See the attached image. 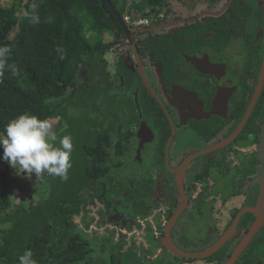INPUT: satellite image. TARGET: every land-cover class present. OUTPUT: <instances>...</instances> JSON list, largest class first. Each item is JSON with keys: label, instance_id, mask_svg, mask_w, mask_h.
<instances>
[{"label": "flooded vegetation", "instance_id": "af4514ba", "mask_svg": "<svg viewBox=\"0 0 264 264\" xmlns=\"http://www.w3.org/2000/svg\"><path fill=\"white\" fill-rule=\"evenodd\" d=\"M146 12L108 34L96 101L81 109L71 162L90 180L76 216L111 264H227L264 186V0H163ZM230 229L207 257L171 254L204 251ZM231 264H264V223Z\"/></svg>", "mask_w": 264, "mask_h": 264}, {"label": "trees", "instance_id": "16d2710c", "mask_svg": "<svg viewBox=\"0 0 264 264\" xmlns=\"http://www.w3.org/2000/svg\"><path fill=\"white\" fill-rule=\"evenodd\" d=\"M109 1L122 17L135 19L147 17L146 9L153 12L163 0ZM32 16L38 22L33 23ZM118 28L100 0H10L6 5L0 0V46L11 49L7 63L18 69L12 75L6 67L0 75V134L9 120L25 111L49 121L61 118L67 125L57 135H71V155L76 154L83 146L87 117L81 109L92 108L96 101L100 88L93 78L105 68L106 37ZM82 71L88 82L81 80ZM0 164L7 162L0 159ZM74 164L67 179L73 184L62 197L44 193L35 204L15 209L6 188L0 189V264H19L25 250L32 251L38 264H111L94 257V238L84 231L89 221L83 228L75 222L85 206L78 192L90 179L83 177L80 160ZM112 264H119L114 256Z\"/></svg>", "mask_w": 264, "mask_h": 264}, {"label": "clouds", "instance_id": "9594fccd", "mask_svg": "<svg viewBox=\"0 0 264 264\" xmlns=\"http://www.w3.org/2000/svg\"><path fill=\"white\" fill-rule=\"evenodd\" d=\"M31 20L36 23L38 17L32 16ZM10 52L9 47L0 46V75L6 67L12 75L18 74L16 65L7 63ZM0 149V159L7 162L17 176L31 179L35 175L37 181H42L45 176L68 179V170L72 166L73 139L71 135H63L58 139L54 125L48 119H41L29 111L18 114L9 120L0 134ZM18 262L38 264L31 250L20 254Z\"/></svg>", "mask_w": 264, "mask_h": 264}, {"label": "rangeland", "instance_id": "374dc122", "mask_svg": "<svg viewBox=\"0 0 264 264\" xmlns=\"http://www.w3.org/2000/svg\"><path fill=\"white\" fill-rule=\"evenodd\" d=\"M9 1L10 0H1V4L6 5L9 3ZM23 1L27 2L28 0H23ZM131 1L132 0H127L128 3H130ZM106 39L109 42H113V39L111 36H108ZM109 54L110 53L108 52L105 55V58H109ZM111 60H112V58L109 61H111ZM83 73L84 72L82 71V74ZM82 74H81V76H82ZM75 115H77V116L80 115V111L79 110L75 111ZM86 116H88V114ZM50 122L54 125L56 131L60 130V128L62 126V121H60L59 118L52 119V120H50ZM63 135H66V133L64 132V134L59 135L58 138L62 137ZM71 163H72V166L68 170V177L70 176V172L74 168L77 167L74 164V162H71ZM45 178H48V183L45 182L46 184L44 183ZM79 180H80V178H78V183L80 182ZM70 184H73V183H70ZM70 184L68 183V180H62L59 177L45 176L42 181H37L35 175H33L31 179H29L23 175L17 176L15 173V170L13 168H11L8 163L7 164H0V189L6 188V190L8 191V194L10 195V197L13 200V205H14L15 209H17L21 206L22 207H28L31 204H35V201H37L39 198L41 199L40 195H43L44 193L45 194L48 193L50 196L52 195V197H56V195L62 197L63 195L66 194V192H68L69 188L72 186ZM227 190L228 189H226L225 191H227ZM95 209H96V206H93L92 209H90V210L95 211ZM94 211H91V213H93ZM75 221L78 224H81L82 218L76 216ZM0 227L2 228L3 225H0ZM111 227L112 226L110 224H107L104 226V228L105 229L107 228V230ZM91 230H93L92 232H94V234H93L94 236L95 235H97V236L101 235V230H100L99 225H97V226L92 225L89 228V231H91ZM115 231L116 232L119 231V228L115 229ZM104 232H106V231L104 230ZM94 257L99 258V259H103L105 261L108 260L107 256H102V255L97 254V253L94 254ZM121 261L123 262V264H126L127 259L124 258V256H123Z\"/></svg>", "mask_w": 264, "mask_h": 264}, {"label": "water", "instance_id": "95a60500", "mask_svg": "<svg viewBox=\"0 0 264 264\" xmlns=\"http://www.w3.org/2000/svg\"><path fill=\"white\" fill-rule=\"evenodd\" d=\"M100 1L102 2V4H104L107 7V9L110 12H112V14L114 15V17H115L118 25L120 26V28L124 32H127L126 23H125L122 15L120 14V12L115 8V6L109 0H100ZM245 122H246V119L243 120V122L238 126L237 130L233 133L232 137H235L237 135V133L240 131V129L244 126ZM263 209H264V186L262 188V196L260 198V203H259V205H257V207H255L253 209V212H256V214L258 215V219L253 224V226L251 227L250 231L245 235V238L243 239L242 243L238 246L237 250L235 251V253L233 254L232 258L230 259V261H228L227 264H231L236 259V257L238 256V254L240 253L242 248L251 239V237L255 233L256 229L262 223H264V221L260 218V216H261L260 211L263 210ZM238 218H239V215L237 216V218H236V220H235V222L233 224H235L237 222ZM230 233H231V229L228 230L226 233H224L221 236L220 239H218L213 245H211L210 247H208L204 251H201V252H198V253H185V252L180 251L179 249H173L171 254L180 255V256H183V257H192V258L207 257V256L213 254L217 249H219L223 245V243L226 241V239H227V237L229 236Z\"/></svg>", "mask_w": 264, "mask_h": 264}, {"label": "built area", "instance_id": "2783aa9c", "mask_svg": "<svg viewBox=\"0 0 264 264\" xmlns=\"http://www.w3.org/2000/svg\"><path fill=\"white\" fill-rule=\"evenodd\" d=\"M123 19L128 25L135 27L146 23V19L143 17L132 19L129 15H125Z\"/></svg>", "mask_w": 264, "mask_h": 264}]
</instances>
